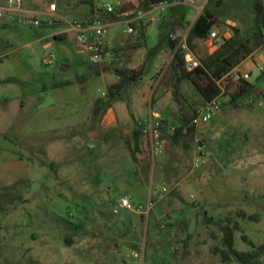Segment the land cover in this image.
I'll return each instance as SVG.
<instances>
[{"label":"rangeland","instance_id":"374dc122","mask_svg":"<svg viewBox=\"0 0 264 264\" xmlns=\"http://www.w3.org/2000/svg\"><path fill=\"white\" fill-rule=\"evenodd\" d=\"M25 1L31 0H23L24 9ZM217 1L221 9L241 6L213 30L218 35L232 33L228 21L238 22L245 34L255 27L252 0H202L194 9L187 5L189 18ZM51 2L63 16L52 18L56 29L92 10L90 4L72 7L77 0L45 5ZM94 2L103 10L125 1ZM168 14L145 18L147 44L139 29L128 35V24L111 17L110 62L102 66L91 65L76 41L56 40L46 15H31L43 21L39 27L1 26L0 264H225L213 248H223L217 223L227 217L241 224L239 251L252 250L244 235L263 243L264 50L243 66L255 94L233 101L241 82L233 73L220 83L221 111L175 141L183 116L192 117L204 103L187 81L175 101L169 47L148 57ZM188 28L174 35L184 36ZM47 54L55 56L52 65L44 62ZM143 67L145 75L108 105L107 90L120 80L116 70ZM97 68L108 72L98 76ZM154 113L163 123L165 152L154 154L148 142L135 161L127 141ZM123 197L135 206L154 205L140 215L120 207ZM240 211L260 221L241 219Z\"/></svg>","mask_w":264,"mask_h":264},{"label":"trees","instance_id":"16d2710c","mask_svg":"<svg viewBox=\"0 0 264 264\" xmlns=\"http://www.w3.org/2000/svg\"><path fill=\"white\" fill-rule=\"evenodd\" d=\"M139 1L140 8L145 11L162 3L170 4L167 23L165 25L160 24V39L150 50L148 57H156L165 47H169L174 52V57L171 62V72L175 77V83L172 86V90L175 101L178 103L180 102V98L183 97V83L185 81L189 82L200 94L204 104L212 102L220 97L223 94L220 83L226 80L232 71L241 65L247 58L252 56L257 49H264V0H252L255 27L250 32L245 34L240 27L232 26L230 27L232 30L231 37L227 38L223 35V41L218 44L214 51L208 49L206 41L211 34L215 32L213 30L222 25V19L230 10L241 8L240 5H235L233 7L229 6L226 9H221V2L217 1L213 5H206L187 34V45L191 51L198 56L201 63L200 67L193 71H188L185 66V54L183 50L179 48L180 40H173L171 37L178 29L190 25L188 21L190 8L184 4L185 0ZM122 9L127 8L122 7ZM136 27L139 29L140 39L147 44V25H145L143 21L136 25ZM51 28L56 29L54 25H52ZM54 38L56 40H64L63 35H55ZM106 72H108L107 68L95 69V73L98 76ZM116 73L120 80L110 85L107 90V98L109 99L108 105L127 92L129 86L139 81L145 75V69L144 67L137 71L117 69ZM255 92L256 87L253 83L242 80L232 100L235 101L241 98L251 97ZM101 102L103 101L97 103L95 110L96 114H99L102 109ZM192 120L193 116L190 118L183 116V124L175 132V141H178L182 137L185 127L190 125ZM136 132H140L139 129H137ZM194 132L195 127H189L187 130V134H192ZM140 136L141 134L139 136H134L136 144ZM128 145L133 160L137 161L136 153L139 152V148L137 146L133 148L130 143H128ZM238 217L241 219H248L249 221L260 220L258 215H248L245 211H240ZM208 220L212 222V218H208ZM217 224L223 234V248L215 247L213 248V253L219 255L223 263L262 264V258L264 257V241L261 245H256L244 235L242 237L243 241L249 244L252 250L241 252L235 247L236 232L242 230L240 222L233 217H227L224 221H220Z\"/></svg>","mask_w":264,"mask_h":264},{"label":"built area","instance_id":"2783aa9c","mask_svg":"<svg viewBox=\"0 0 264 264\" xmlns=\"http://www.w3.org/2000/svg\"><path fill=\"white\" fill-rule=\"evenodd\" d=\"M193 2L194 0H187L184 4L191 6ZM169 6L170 4L168 3H162L145 11L142 8L122 9L120 3L115 7V5L110 2L103 10H99L95 7L92 13L82 19L74 21L64 20V33L72 34L75 37L76 43L88 54L91 65L102 66L106 62H110L107 59L106 49L110 36V29L111 26H113L110 20L111 17H116L117 19H121L122 22H126L128 24L126 34L133 35L138 33L136 25L143 22L147 17L154 19L157 12H164ZM56 10L57 5L55 3L51 4L50 11L56 12ZM31 15L32 14L24 10L23 0H8V5L0 7V21L7 19L9 24L27 25L31 27H39L44 24L41 19H34ZM54 24L55 21L52 20V18L47 23V25L50 26ZM171 37L173 40H180L179 48H181L185 54L186 69L188 71H193L200 67L201 63L187 45L186 37L181 35H172ZM222 41L223 36L218 35L217 32H213L206 41V45L209 50L214 51ZM54 59V55L47 54L44 62L46 65H52ZM232 74H230V76ZM235 78L238 81H249L250 75L248 73H236ZM222 95L212 102L198 107L193 115L192 122L185 127L184 132H187L189 127L199 128L208 124L210 120L221 111ZM162 126L163 123L160 121L159 117L151 115L140 130V134L148 138V142L153 148L154 154H163L165 152L166 143L161 138ZM157 195L161 197V191L157 192ZM153 205V201L150 200L148 208L141 205L135 206L130 197H123L120 203L122 209L130 210L140 215H148Z\"/></svg>","mask_w":264,"mask_h":264},{"label":"crops","instance_id":"0c3cea01","mask_svg":"<svg viewBox=\"0 0 264 264\" xmlns=\"http://www.w3.org/2000/svg\"><path fill=\"white\" fill-rule=\"evenodd\" d=\"M78 2H75L76 4V7L75 5L73 6L72 4V7L76 8V9H79L81 8V6L85 5V4H90L91 7H92V10H91V13L93 12L94 8H95V0H77ZM87 1V2H86ZM125 2L122 4L120 3L121 7H126L127 9H131V7H139L140 8V1L139 0H124ZM187 0H185L186 2ZM199 1H202V0H194L193 4L191 5V7L194 9L196 7V4L197 2ZM27 4V7H25V11L30 13V14H39V15H42V16H48V17H51V18H63L62 16V13H61V9H60V5L57 4L56 2H51L49 4H46L45 5V0H31V1H25ZM55 3L57 5V10L56 12H51L50 11V5ZM81 4V5H79ZM8 5V0H5L3 2H1L0 4V7H4ZM42 8V9H41ZM89 15V14H88ZM86 15V16H88ZM86 16H83L86 17ZM199 15L195 16L193 19H190L189 16H188V21L190 22V25H189V28H188V31H187V34L190 30V28L192 27V25L194 24V22L197 20ZM82 19V18H81ZM227 24H229L231 27L232 26H238L242 29V31L244 32V29L241 27V25L236 22V21H228ZM2 25H5L6 28L7 25H10L7 21V19L5 20H2L0 21V28H2L1 26ZM50 29V28H49ZM52 31V35L55 37V35H63V36H67L66 38L69 40V39H72L75 41V37L72 35V34H65L64 31H65V28L64 27H61V28H57V29H50ZM187 34L184 35L183 37H187ZM232 36V33L231 32H228L226 35H224V37H231ZM65 40V39H64ZM109 42V41H108ZM48 47H50V44L49 45H46L45 46V49H48ZM262 48L260 49H257L254 54L252 56H250L249 58H247L241 65H239L235 70L232 71V73H245L243 72V66L244 64L249 61L250 59H255L256 55L261 52ZM211 51V50H210ZM231 73V74H232ZM155 116H157V114L154 113ZM140 131V130H139ZM136 132V131H135ZM135 132H134V136H135ZM125 135H128L130 133V131L128 129H125L124 131ZM128 143L131 144V146L133 148H135V146H137L139 148V152L137 153H140L142 151V147H147L148 145V138L145 137V136H140V138L138 139L137 141V144H136V141L134 139H132L131 141H127ZM246 148V147H244ZM137 157V156H136ZM246 212V211H245ZM260 217V216H259ZM260 221V220H259Z\"/></svg>","mask_w":264,"mask_h":264},{"label":"water","instance_id":"95a60500","mask_svg":"<svg viewBox=\"0 0 264 264\" xmlns=\"http://www.w3.org/2000/svg\"><path fill=\"white\" fill-rule=\"evenodd\" d=\"M140 135V132H135V136H139Z\"/></svg>","mask_w":264,"mask_h":264}]
</instances>
